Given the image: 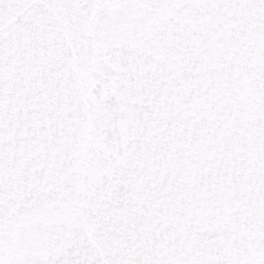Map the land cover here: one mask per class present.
<instances>
[{
	"label": "snow or ice",
	"instance_id": "1",
	"mask_svg": "<svg viewBox=\"0 0 264 264\" xmlns=\"http://www.w3.org/2000/svg\"><path fill=\"white\" fill-rule=\"evenodd\" d=\"M0 264H264V0H0Z\"/></svg>",
	"mask_w": 264,
	"mask_h": 264
}]
</instances>
